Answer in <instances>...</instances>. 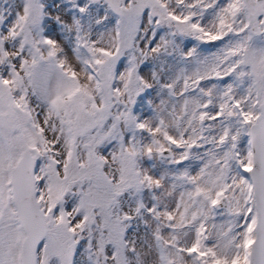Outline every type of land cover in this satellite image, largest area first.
Returning a JSON list of instances; mask_svg holds the SVG:
<instances>
[{
  "label": "snow or ice",
  "instance_id": "1",
  "mask_svg": "<svg viewBox=\"0 0 264 264\" xmlns=\"http://www.w3.org/2000/svg\"><path fill=\"white\" fill-rule=\"evenodd\" d=\"M0 264H264V0H0Z\"/></svg>",
  "mask_w": 264,
  "mask_h": 264
}]
</instances>
